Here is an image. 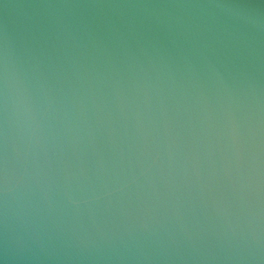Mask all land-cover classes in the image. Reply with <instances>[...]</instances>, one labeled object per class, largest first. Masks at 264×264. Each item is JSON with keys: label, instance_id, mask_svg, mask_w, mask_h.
Listing matches in <instances>:
<instances>
[{"label": "water", "instance_id": "water-1", "mask_svg": "<svg viewBox=\"0 0 264 264\" xmlns=\"http://www.w3.org/2000/svg\"><path fill=\"white\" fill-rule=\"evenodd\" d=\"M0 264H264V0H0Z\"/></svg>", "mask_w": 264, "mask_h": 264}]
</instances>
